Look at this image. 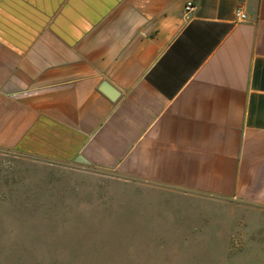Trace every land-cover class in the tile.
<instances>
[{
	"label": "crops",
	"instance_id": "crops-1",
	"mask_svg": "<svg viewBox=\"0 0 264 264\" xmlns=\"http://www.w3.org/2000/svg\"><path fill=\"white\" fill-rule=\"evenodd\" d=\"M0 148L264 209V0H0Z\"/></svg>",
	"mask_w": 264,
	"mask_h": 264
},
{
	"label": "rangeland",
	"instance_id": "rangeland-1",
	"mask_svg": "<svg viewBox=\"0 0 264 264\" xmlns=\"http://www.w3.org/2000/svg\"><path fill=\"white\" fill-rule=\"evenodd\" d=\"M0 264H264V209L0 148Z\"/></svg>",
	"mask_w": 264,
	"mask_h": 264
},
{
	"label": "built area",
	"instance_id": "built-area-1",
	"mask_svg": "<svg viewBox=\"0 0 264 264\" xmlns=\"http://www.w3.org/2000/svg\"><path fill=\"white\" fill-rule=\"evenodd\" d=\"M194 9H195V3L193 1H188L185 6V15L189 17ZM236 15L238 18L242 20L247 18V14L241 6L237 8Z\"/></svg>",
	"mask_w": 264,
	"mask_h": 264
},
{
	"label": "water",
	"instance_id": "water-1",
	"mask_svg": "<svg viewBox=\"0 0 264 264\" xmlns=\"http://www.w3.org/2000/svg\"><path fill=\"white\" fill-rule=\"evenodd\" d=\"M102 90L112 99H116L119 95V92L111 88L107 82L103 83Z\"/></svg>",
	"mask_w": 264,
	"mask_h": 264
}]
</instances>
